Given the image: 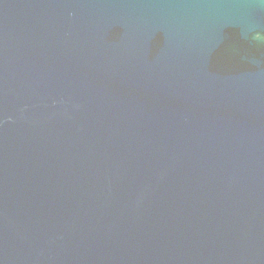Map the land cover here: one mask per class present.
Returning <instances> with one entry per match:
<instances>
[{
  "label": "water",
  "instance_id": "water-1",
  "mask_svg": "<svg viewBox=\"0 0 264 264\" xmlns=\"http://www.w3.org/2000/svg\"><path fill=\"white\" fill-rule=\"evenodd\" d=\"M0 264H264V0H0Z\"/></svg>",
  "mask_w": 264,
  "mask_h": 264
}]
</instances>
